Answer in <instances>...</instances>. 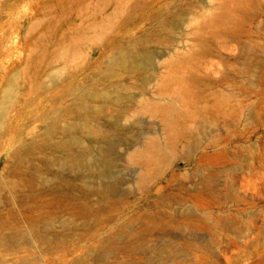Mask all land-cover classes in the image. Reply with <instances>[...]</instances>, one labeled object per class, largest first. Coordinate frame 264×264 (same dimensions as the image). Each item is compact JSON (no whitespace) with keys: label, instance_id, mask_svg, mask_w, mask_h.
I'll return each instance as SVG.
<instances>
[{"label":"rangeland","instance_id":"374dc122","mask_svg":"<svg viewBox=\"0 0 264 264\" xmlns=\"http://www.w3.org/2000/svg\"><path fill=\"white\" fill-rule=\"evenodd\" d=\"M0 108L37 182L72 184L74 208L96 214L66 233V201L42 191L58 238L41 264H264V0H0ZM16 147L0 170L28 175ZM75 153L103 159L88 171ZM107 232L133 245L100 254Z\"/></svg>","mask_w":264,"mask_h":264},{"label":"bare ground","instance_id":"6f19581e","mask_svg":"<svg viewBox=\"0 0 264 264\" xmlns=\"http://www.w3.org/2000/svg\"><path fill=\"white\" fill-rule=\"evenodd\" d=\"M131 52L134 56L135 53L133 49ZM126 53L125 50L118 52L119 57ZM140 57H142V62L148 64L151 58L150 51L143 50L140 52ZM9 60V59H8ZM79 106V102H76ZM3 108H0V128L4 124L3 122ZM76 116L82 120L84 123L88 122L90 119V113L87 112H77ZM62 117V114H57L48 119H43L42 124L44 125V132L41 137L45 140L50 141L53 136L57 133V120ZM72 127H69L64 131H70ZM13 131V130H12ZM122 131L121 126L118 123L110 124L108 130H100L97 135L100 139L107 141V145L104 148L102 157L109 155L113 144V136ZM122 133V132H121ZM118 135V134H117ZM116 136V135H115ZM37 137V134L33 136V139ZM78 137L76 135H71L69 142H76ZM67 141V142H68ZM18 137L14 132H10L9 135L2 134L0 131V153L5 151V148H15L16 162L19 165L26 164V166L33 167V170H29L30 174L27 175L26 172L18 171L10 172L6 166H2L0 170V264H41L40 261L43 256L42 244L44 242H49L54 246V239L58 238L57 233L54 228V223L50 218L53 217L52 214H44L38 211L40 208L39 202L37 201V196L45 190L49 191L51 199H55L56 196H61L66 201V206L70 209L67 213L70 222L65 226L63 230L66 233H73L77 231L85 232L86 222L88 219L94 218L95 213L90 211L88 208H74V202L78 201V196H72L71 193L74 189L72 184L62 185L56 179H43L40 183L37 182L36 174L32 171L37 170L36 166L32 164L28 156L22 154V150L25 146L19 145ZM65 143V141H60V144ZM23 144V143H22ZM32 147V145L30 146ZM29 148V147H28ZM108 157V156H107ZM75 159L78 165L84 166L85 168L92 169L101 164V157H92L85 160L84 155L81 153H75ZM104 165V164H103ZM1 166V165H0ZM72 167V166H71ZM28 168V169H30ZM92 172V171H91ZM35 183L37 186H34ZM31 187V188H29ZM63 188L66 193H59V189ZM9 194L10 199L14 202L21 211V219H17L14 215L6 216L3 209L8 204V199L5 197ZM109 212V209H107ZM111 214H108V220L111 219ZM103 219L98 221L99 230L106 229V224L103 223ZM103 223V224H102ZM46 224V225H45ZM134 237H125L119 233L111 234L110 232L105 233L100 239L99 247L100 254H103L105 250L116 249V248H130L133 245ZM37 248L38 253H36ZM52 251H47V253H53L54 249L49 247ZM45 253V251H44ZM50 264H83L81 259H74L72 261H62L52 259ZM93 264V263H90ZM102 264V263H100Z\"/></svg>","mask_w":264,"mask_h":264}]
</instances>
